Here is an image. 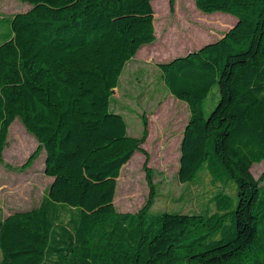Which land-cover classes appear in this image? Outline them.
I'll return each instance as SVG.
<instances>
[{
  "label": "trees",
  "instance_id": "obj_1",
  "mask_svg": "<svg viewBox=\"0 0 264 264\" xmlns=\"http://www.w3.org/2000/svg\"><path fill=\"white\" fill-rule=\"evenodd\" d=\"M22 1L30 8L0 34V162L19 118L52 179L38 206L0 218V264H264V185L251 171L264 159V0H194L234 23L158 63L190 112L179 180L192 182L205 169L235 185V199L216 191L205 213H151L149 171L143 207L122 212L113 204L122 165L145 153V133L128 134L111 94L125 63L155 40L153 1ZM215 86L219 100L208 113Z\"/></svg>",
  "mask_w": 264,
  "mask_h": 264
},
{
  "label": "rangeland",
  "instance_id": "obj_2",
  "mask_svg": "<svg viewBox=\"0 0 264 264\" xmlns=\"http://www.w3.org/2000/svg\"><path fill=\"white\" fill-rule=\"evenodd\" d=\"M152 1L155 40L141 46L125 63L111 94V106L124 116L128 134L138 137L145 133L141 145L145 153L135 151L122 165L113 204L122 212L143 207L150 190L146 179L149 171L155 194L151 213H205L213 210L209 199L216 191H225L235 199V185L212 180L205 169L192 182L179 180L180 141L190 112L187 104L168 90L158 63L216 40L236 18L220 11L204 13L194 0ZM30 6L22 0H0V34L8 33V18ZM218 100L215 86L207 99L208 113ZM44 159L37 139L15 118L8 128L0 162V218L15 210L34 208L44 200L51 182L44 172ZM251 171L264 185V159L253 163Z\"/></svg>",
  "mask_w": 264,
  "mask_h": 264
},
{
  "label": "crops",
  "instance_id": "obj_3",
  "mask_svg": "<svg viewBox=\"0 0 264 264\" xmlns=\"http://www.w3.org/2000/svg\"><path fill=\"white\" fill-rule=\"evenodd\" d=\"M231 27V26H230ZM138 52V51H137ZM136 55V54H135ZM187 119H188V117H187ZM186 123H187V120H186V122H185V125H186ZM185 125H184V127H185ZM184 127H183V129H184ZM181 137H182V135H181ZM180 154V153H179ZM51 179H52V177H51Z\"/></svg>",
  "mask_w": 264,
  "mask_h": 264
},
{
  "label": "water",
  "instance_id": "obj_4",
  "mask_svg": "<svg viewBox=\"0 0 264 264\" xmlns=\"http://www.w3.org/2000/svg\"><path fill=\"white\" fill-rule=\"evenodd\" d=\"M114 91V89L112 90V92Z\"/></svg>",
  "mask_w": 264,
  "mask_h": 264
}]
</instances>
